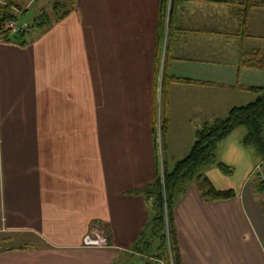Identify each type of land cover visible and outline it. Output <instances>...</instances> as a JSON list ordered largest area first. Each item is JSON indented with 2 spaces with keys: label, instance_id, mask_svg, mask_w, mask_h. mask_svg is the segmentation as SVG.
<instances>
[{
  "label": "crops",
  "instance_id": "crops-1",
  "mask_svg": "<svg viewBox=\"0 0 264 264\" xmlns=\"http://www.w3.org/2000/svg\"><path fill=\"white\" fill-rule=\"evenodd\" d=\"M161 6L76 0L67 18L44 35L32 31L26 45L0 39V234L11 238L9 247L24 248L1 254L0 264L152 260L132 249L153 215L152 203L132 191L158 176L161 43L159 69L167 59L170 76L206 88L209 104L229 114L257 97L242 87H262L264 71L242 66L241 55L264 54V9H252L242 26L226 6L180 4L168 34ZM25 9L14 14L32 27L43 12L31 24ZM178 102H171L173 115ZM239 132L218 152L232 173L205 172L234 197L206 201L194 182L176 202L183 264H264V194L254 174L260 162L242 146L246 130ZM95 223L106 228L109 248L85 245Z\"/></svg>",
  "mask_w": 264,
  "mask_h": 264
},
{
  "label": "trees",
  "instance_id": "trees-1",
  "mask_svg": "<svg viewBox=\"0 0 264 264\" xmlns=\"http://www.w3.org/2000/svg\"><path fill=\"white\" fill-rule=\"evenodd\" d=\"M32 4L40 0H27ZM206 3L226 6L231 11V16L241 21L245 26L249 12L254 9H264V2L259 0H161L162 22L167 33L172 29V19L176 8L180 4ZM76 0H60L53 4L52 13L43 12L41 17L32 25V31H39L42 35L47 33L53 26L67 18L74 10ZM14 9L24 10L12 0H6L0 5V39L5 42H20L26 45L24 38L31 32L21 30L12 33L7 28L9 22L18 21ZM27 10L25 9V12ZM24 12V13H25ZM167 47V46H166ZM163 54L161 43L157 56L156 75L159 74L160 59ZM167 56V55H166ZM241 65L264 71V54L257 52L249 54L242 53ZM170 63L166 59L162 80V98L166 91V84H189L193 81L170 76ZM244 90L254 93L255 100L244 106L234 107L225 118H217L212 122L205 123L195 133V141L187 156L177 162L173 169H169L165 163L162 169L159 167L158 176L154 184L144 186L132 191L136 195L143 196L152 203V217L144 226L140 237L132 249L140 254L146 255L147 264H183L180 247L177 238V229L174 218V210L177 200L182 197L194 182H200L201 194L206 201L228 200L234 197L231 191H218L208 180L205 172L218 167L222 172L231 174L232 170L218 159L220 145L225 142L238 128H244L246 135L242 140V146L256 153L264 165V86L242 87ZM168 117L164 116L161 122L160 134L167 131ZM153 131L158 147V123L157 117L153 124ZM264 194V184L260 183ZM11 238L0 234V256L1 254L24 248L9 247Z\"/></svg>",
  "mask_w": 264,
  "mask_h": 264
},
{
  "label": "rangeland",
  "instance_id": "rangeland-1",
  "mask_svg": "<svg viewBox=\"0 0 264 264\" xmlns=\"http://www.w3.org/2000/svg\"><path fill=\"white\" fill-rule=\"evenodd\" d=\"M56 1L60 0H40L34 4H30L27 0L22 3L24 7H29L25 13V18L28 22L33 24L36 20L35 18L39 13L48 12L52 13L53 4ZM264 2V0H259ZM102 19V17H101ZM22 18H18L17 25L22 26ZM260 33H264V29H259ZM258 46V45H257ZM161 75L159 76V82L157 84L158 88V107L160 108L157 114V123H158V154H159V167L162 169V164L164 161H169V164L174 165L178 160L184 159L189 153L192 144L195 141V130L200 129L205 123L212 122L215 119L225 118L228 115L227 111H224V105L215 106L213 103L209 104L208 99L205 97L206 88L200 87H188L185 85H178L174 83L166 84V93L162 98V72H163V63L161 64ZM260 79L262 81H260ZM258 84H264V75L262 78H257ZM264 86V85H261ZM214 91L211 92L214 102ZM248 95V94H247ZM256 96L253 95V99ZM174 98H178V113L172 114ZM251 99V100H253ZM247 100V99H246ZM247 102V101H246ZM164 116L168 117V128L167 131L161 136L160 127L162 118ZM178 117V118H177ZM170 118V120H169ZM201 120H200V119ZM239 131H245L244 128H239ZM238 131V130H237ZM234 132L232 135L234 137L242 136L241 132ZM171 132H173L171 134ZM171 135V136H170ZM171 137V142H170ZM231 137V136H230ZM229 137V139H230ZM227 139V140H229ZM242 139V138H241ZM226 140V141H227ZM223 142L221 146L224 144ZM172 157V161L168 160V157ZM219 159V157H218ZM255 159L256 162H260L258 165L263 162L260 159ZM220 161V159H219ZM264 175V165L258 171ZM257 174V173H255ZM164 264V263H162Z\"/></svg>",
  "mask_w": 264,
  "mask_h": 264
},
{
  "label": "built area",
  "instance_id": "built-area-1",
  "mask_svg": "<svg viewBox=\"0 0 264 264\" xmlns=\"http://www.w3.org/2000/svg\"><path fill=\"white\" fill-rule=\"evenodd\" d=\"M7 28L12 31V33H17L21 30L31 32L32 27L29 25H23V26H18L16 22L11 21L8 23ZM263 166V163L258 165L255 169V173H257V176L260 180V183L264 184V175L261 173L259 174V170ZM259 174V175H258ZM85 245L90 246V247H96V248H101V249H106L109 248L108 241H107V230L106 228L100 224V223H95L92 228L90 233L87 235L85 239Z\"/></svg>",
  "mask_w": 264,
  "mask_h": 264
}]
</instances>
